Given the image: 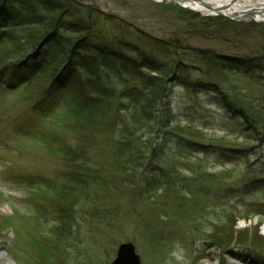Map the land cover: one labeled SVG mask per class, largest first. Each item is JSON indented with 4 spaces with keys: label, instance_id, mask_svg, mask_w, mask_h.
Here are the masks:
<instances>
[{
    "label": "rangeland",
    "instance_id": "374dc122",
    "mask_svg": "<svg viewBox=\"0 0 264 264\" xmlns=\"http://www.w3.org/2000/svg\"><path fill=\"white\" fill-rule=\"evenodd\" d=\"M99 1L101 14L121 15L166 44L235 58L264 51L258 32L236 41L225 32L222 39L206 31L177 32L182 25L194 30V23L202 22L198 19L222 16L203 15L166 0ZM78 3L94 7L91 0ZM29 4L28 20L46 19L45 25L14 21L8 38H17L16 47L0 42L1 61L23 49V57L35 54L40 65L35 77L24 82L0 73V253L15 264H110L119 245L129 242L142 264H264V76L215 74V79L231 82V91H236L223 99L200 87L187 90L162 74L171 83L174 113L166 130L182 140H169L161 148L162 176H147L155 187L125 193L108 186L91 202L75 195L72 229L69 226L59 240L52 238L61 209L52 189L67 183L59 150L75 144L67 125L73 122L68 108L77 80L68 84L71 88L57 84L68 58L61 44L72 45L79 36L60 31L57 34L64 40L54 38L57 48L53 49L54 42L35 47L34 33L49 28L54 32L59 17L48 15L39 1ZM76 9L71 11L79 19L81 12ZM194 16L199 18L190 21ZM250 18L235 22L264 25ZM102 22L95 21L98 31L109 29ZM79 25L74 23L71 30L80 29ZM5 32L1 30L0 36ZM52 84L53 94L49 93ZM247 104L263 118L251 113ZM257 123L260 129L252 127ZM43 248L51 252L49 257L42 255Z\"/></svg>",
    "mask_w": 264,
    "mask_h": 264
},
{
    "label": "trees",
    "instance_id": "16d2710c",
    "mask_svg": "<svg viewBox=\"0 0 264 264\" xmlns=\"http://www.w3.org/2000/svg\"><path fill=\"white\" fill-rule=\"evenodd\" d=\"M36 1L40 2L48 15L60 19L56 18L58 24L54 32L48 27L40 33H34L31 42L35 43V47L54 42L53 49L57 48L54 38L64 40L61 34H57L60 31L79 36L78 41L72 45L61 44L66 46L65 55L68 58L63 68L64 76L57 80V84H62L61 88L70 87L68 84L77 80L75 88H72L73 97L68 108L73 122L67 125L75 144L65 145L59 150L67 171V183L58 190L52 189L57 196V206L61 208L56 220L58 227L53 231L52 238L59 240L69 226L72 229V212L75 208L72 202L75 195L91 202L96 200L100 192L104 193L108 186H114L118 192L124 189L125 193L126 189L128 191L132 188L147 190L155 187L151 179H147L148 174L162 176L159 172L162 170L159 162L161 148L169 140H182L167 131L173 123L174 113L170 102L171 83L162 78V74L168 78L173 77V84L187 90L200 87L227 99L236 91H231V82L224 84L223 80L215 79L217 73L243 75L253 79L264 76V51H259L254 57L244 58L201 52L184 45L166 44L124 22L98 13L93 7L87 8L84 4L80 6L78 0ZM29 3L30 0H0V31L7 30V33L0 36V42L16 47L17 38H8V28L14 21L45 25L46 19L36 23L28 20L32 9ZM72 7L81 12L79 19L75 18ZM195 18L199 17L194 16L190 21ZM62 20L64 23L60 26ZM98 20L103 21L109 29L98 31L95 23ZM198 20L202 22L196 21L194 30L182 25L177 32L195 35L206 31L207 35L220 39L226 38L225 32L229 35L228 39L233 38L235 41L258 32L264 39V25L237 23L225 18ZM74 23L80 24V29L71 30ZM44 30L50 31L46 33ZM23 54L25 50L16 49L13 55H5V60H0V73L13 81L19 79L24 82L34 78L40 66L36 62L39 60L35 61L37 55L23 57ZM19 55L22 57L17 58ZM7 60L10 62L5 63ZM211 73L213 78L209 77ZM54 88L52 84L49 93L53 94ZM241 88L243 86L238 88V93ZM252 106L247 104L250 112L262 119L263 115ZM252 127L261 128L259 124ZM180 140L177 141L178 146ZM165 184H169L168 179ZM69 198H72L71 201ZM48 252L43 248L42 255L49 257L51 252Z\"/></svg>",
    "mask_w": 264,
    "mask_h": 264
},
{
    "label": "bare ground",
    "instance_id": "6f19581e",
    "mask_svg": "<svg viewBox=\"0 0 264 264\" xmlns=\"http://www.w3.org/2000/svg\"><path fill=\"white\" fill-rule=\"evenodd\" d=\"M164 1V0H159ZM203 15H215L219 12L230 17H242L251 14L256 20L264 19V0H166ZM205 4V5H204ZM256 8L253 10L252 8ZM251 8V9H250ZM249 16V15H248ZM249 16V18H250ZM248 18V17H247ZM2 264H12L4 253H0Z\"/></svg>",
    "mask_w": 264,
    "mask_h": 264
},
{
    "label": "water",
    "instance_id": "95a60500",
    "mask_svg": "<svg viewBox=\"0 0 264 264\" xmlns=\"http://www.w3.org/2000/svg\"><path fill=\"white\" fill-rule=\"evenodd\" d=\"M172 3H175V2H172ZM175 4H177V3H175ZM177 5H179V4H177ZM179 6H181V5H179ZM183 8H185V7H183ZM185 9H188V8H185ZM215 15L222 16V17L228 18V19L233 20V21L244 22V21H246L247 17L249 18V16L251 14H248L249 16L247 15V16L235 17V18L227 16L226 14H223L221 12H219ZM259 21L264 22V19L259 20ZM12 264H15V263L12 262ZM110 264H141V259L138 256V254L136 253L135 246L132 243H124V244H121L119 246V248L117 250L116 258Z\"/></svg>",
    "mask_w": 264,
    "mask_h": 264
}]
</instances>
